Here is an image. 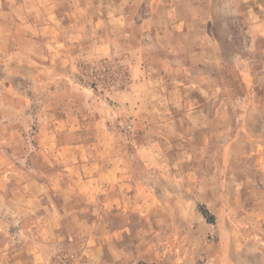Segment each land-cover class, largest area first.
Wrapping results in <instances>:
<instances>
[{
  "label": "rangeland",
  "instance_id": "1",
  "mask_svg": "<svg viewBox=\"0 0 264 264\" xmlns=\"http://www.w3.org/2000/svg\"><path fill=\"white\" fill-rule=\"evenodd\" d=\"M0 41V264L259 262L264 0H0Z\"/></svg>",
  "mask_w": 264,
  "mask_h": 264
},
{
  "label": "crops",
  "instance_id": "2",
  "mask_svg": "<svg viewBox=\"0 0 264 264\" xmlns=\"http://www.w3.org/2000/svg\"><path fill=\"white\" fill-rule=\"evenodd\" d=\"M78 1H83L85 2V0H78ZM16 15H18V13H15ZM111 20H109L110 22ZM109 37L108 38H92L91 40V46H92V54H87V55H91L93 58H100L101 56H105L107 53V50H109ZM0 46L1 48L4 47V43L0 41ZM261 52V51H260ZM262 53V52H261ZM72 59H76L78 58L77 55L75 53L71 54ZM71 58V57H70ZM206 69H202L197 71L195 74H193L194 77L196 78H202L204 79L205 82H209V75L212 74V69H207V65H205ZM194 73V72H193ZM260 87V86H258ZM257 89H255L254 91V99H253V104L252 107H242L241 110L238 112L240 118H242V122L240 123L241 127L238 128L237 132H236V137L237 139H242L243 135L246 134H251L253 136H257V138H254L253 140L256 139L257 141V145L255 147V149L252 151V153H259L261 150V136L264 134L261 131L260 127H255L252 125L253 121L259 122L260 119H264V111L261 110V108L258 106L257 103V98L258 96L255 95ZM260 90V89H259ZM227 96L224 95V102H226ZM208 99L202 100V102H207ZM248 106V105H247ZM240 137V138H238ZM244 139V138H243ZM226 170V168H224ZM231 172V171H230ZM233 174H235V172H231ZM264 175V174H263ZM235 179V178H234ZM237 180V184H240V187H238V189L234 190H228L225 188L224 185V199L225 200H238L242 201L244 199H250L252 200L253 203V207H254V212H251V215H257V216H264V176L261 175V179H258V181L256 179H247V181H244L243 179L239 180L238 178H236ZM250 182V186L252 187V192L246 194L245 191H243V184ZM225 184V181H224ZM245 205V204H244ZM226 210V212H225ZM244 210H246V208H244ZM224 213H226V215L228 216H232V215H242V212L238 213V209L237 211H233L231 210L228 206H226V208H224ZM238 228V227H237ZM239 230V228H238ZM261 243L264 242L261 241ZM262 246H259L257 249L258 253H259V262H253L250 258L247 257H242V258H237L235 259H231L232 256H230L229 254L231 253V249L230 247L227 248L226 251V257L224 254V264H264V248ZM242 248V249H240ZM249 247L243 245L242 247L239 246V250H243L244 254H246V252L248 251ZM241 255V254H240ZM237 256H238V251H237Z\"/></svg>",
  "mask_w": 264,
  "mask_h": 264
}]
</instances>
